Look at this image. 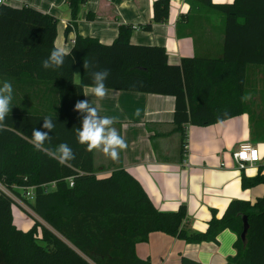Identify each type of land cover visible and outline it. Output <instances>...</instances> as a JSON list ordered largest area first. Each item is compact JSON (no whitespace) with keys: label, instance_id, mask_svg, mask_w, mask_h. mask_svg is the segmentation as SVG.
<instances>
[{"label":"trees","instance_id":"trees-1","mask_svg":"<svg viewBox=\"0 0 264 264\" xmlns=\"http://www.w3.org/2000/svg\"><path fill=\"white\" fill-rule=\"evenodd\" d=\"M86 2L66 0L71 16L66 35ZM215 9L223 16L220 57H184L171 64L163 46L131 44L132 26L121 24L110 44L76 35L64 64L52 70L44 69L42 60L55 48L57 19L26 6H0V79L11 81L14 89L13 107L0 129V264H150L136 256L135 246L152 232L200 244L217 243L224 230L236 235L235 255L227 264H264V196L253 203L233 200L220 218L211 215L205 232H189L183 229L185 209L159 211L127 170L97 177L93 149L76 138L82 116L74 105L84 100V87H91L90 71L105 68L106 89L174 99L173 131L181 133L182 152L185 125L204 127L240 115L246 68L264 66V0H234ZM168 14L169 0H155L142 29L166 22ZM76 67L78 83L73 81ZM45 116L56 119L44 145L48 152L31 144L32 130L41 129ZM60 143L74 153L64 164L50 155ZM240 181L243 189L264 185V173L241 174ZM28 189L32 199L22 195ZM6 192L16 194L34 215L28 231L15 226V202ZM243 217L248 223L244 242ZM180 264L199 263L181 257Z\"/></svg>","mask_w":264,"mask_h":264},{"label":"crops","instance_id":"crops-1","mask_svg":"<svg viewBox=\"0 0 264 264\" xmlns=\"http://www.w3.org/2000/svg\"><path fill=\"white\" fill-rule=\"evenodd\" d=\"M89 1L86 3L92 19L88 21V13L84 14L87 22L81 25L74 22L73 31L67 35L65 27L71 20L63 8L66 0H6L5 4L15 8L30 7L61 20L64 28L57 24L54 45L64 48L66 53L76 35L110 44L117 37L119 25L129 24L134 28L131 44L163 46L168 62L178 64L184 57L221 56L223 16L215 7L234 2L210 0L211 5H206L197 0H169L168 20L145 31L142 26L152 18L155 0H91L90 5ZM262 67L246 68L244 109L240 115L209 126L187 124L183 127L184 152L181 151V133L173 131L172 97L106 89L105 97L98 98L92 94L90 86L84 87V100L97 109L98 115L111 117L112 127L127 142V147L119 150L115 160L99 148L93 149L95 175L105 177L119 169L127 170L144 187L159 211L177 212L183 207V229L194 233L205 232L211 215L220 218L231 201L253 203L264 196L263 184L243 189L240 181L241 174L251 178L259 170L264 173ZM79 80L80 70L76 67L73 81L78 83ZM242 144L253 145L260 160L239 170L232 154ZM12 215L18 229L26 232L33 226L32 220L30 227L24 230L20 226L27 219L13 209ZM235 240L236 235L229 230L218 234L217 243L200 244H187L162 232H152L145 242L136 244L135 254L150 264H180L181 257L199 264H227L228 258L235 255Z\"/></svg>","mask_w":264,"mask_h":264},{"label":"clouds","instance_id":"clouds-1","mask_svg":"<svg viewBox=\"0 0 264 264\" xmlns=\"http://www.w3.org/2000/svg\"><path fill=\"white\" fill-rule=\"evenodd\" d=\"M68 55L62 47H55L51 50L49 56L42 60L44 69H59ZM89 67L87 62H84V68ZM91 77V92L98 98H103L106 95L105 81L109 76V70L99 69L90 71ZM13 85L7 79H0V129L5 127L6 118L9 116L10 110L13 107ZM81 116V126L76 128V138L79 143L85 144L90 150L99 148L103 153L112 159H117L119 150L127 147L125 139L112 127L113 119L109 116L98 115L97 109L93 107L89 101L80 100L74 105ZM41 129H33L31 133V144L35 150L48 152L44 148L45 142L51 139L49 132L56 126V119L51 116H45ZM46 130V131H45ZM52 158L58 163L64 164L74 159L72 148L67 143H60L55 150L50 151Z\"/></svg>","mask_w":264,"mask_h":264},{"label":"built area","instance_id":"built-area-1","mask_svg":"<svg viewBox=\"0 0 264 264\" xmlns=\"http://www.w3.org/2000/svg\"><path fill=\"white\" fill-rule=\"evenodd\" d=\"M4 3H6V0H0V6ZM70 42L71 44H73L74 39L71 40ZM232 158L234 160L236 167L239 170H243L246 166L255 165L260 160L257 149L251 144L240 145L237 151H235L232 154ZM69 186L70 187L72 186L71 180H69ZM22 195L32 199V194L30 189L26 190ZM14 200L15 201L18 200L20 204L22 203L24 207L28 208V206H26V204L17 197L14 198ZM15 204L19 205L17 202H15Z\"/></svg>","mask_w":264,"mask_h":264},{"label":"rangeland","instance_id":"rangeland-1","mask_svg":"<svg viewBox=\"0 0 264 264\" xmlns=\"http://www.w3.org/2000/svg\"><path fill=\"white\" fill-rule=\"evenodd\" d=\"M91 3H92V1L90 0L88 4L90 5ZM63 8L68 11V13H69V20H71V16H70V11H69L68 5L65 4ZM90 9H92V8H90ZM88 12H89V10L87 9V3H86V6L85 5L80 6L79 9H78V11H77V13H76L75 19H74V21L76 22V24L81 25L82 23H86L87 21L84 19L83 15L84 14H87ZM57 24L58 25L62 24V26L64 28V23H62L61 20H58L57 21ZM132 32H134V28H132ZM131 37L132 36H130L129 40L131 39ZM130 43H132V42H130ZM262 68H264V67H262ZM16 189H18V188H16ZM0 190L1 191H4L2 188H0ZM6 193L10 197H12L13 200H14V198H16V194L12 195L9 192H6ZM14 202H17L19 205H16V204L13 205V207H12L13 211L16 212V213H18L21 216V218H26L27 219V221L26 222L24 221V223L22 224V226H20L24 230H26V229H28L30 227L29 225L32 224V219L31 218L34 217V215L31 213V211L29 210V208L24 207L23 204L22 203L20 204V202L18 200H16V201L14 200Z\"/></svg>","mask_w":264,"mask_h":264},{"label":"water","instance_id":"water-1","mask_svg":"<svg viewBox=\"0 0 264 264\" xmlns=\"http://www.w3.org/2000/svg\"><path fill=\"white\" fill-rule=\"evenodd\" d=\"M243 226H242V233L240 235V239L244 242L245 240V234H246V231H247V228H248V223H247V218L246 217H243Z\"/></svg>","mask_w":264,"mask_h":264}]
</instances>
